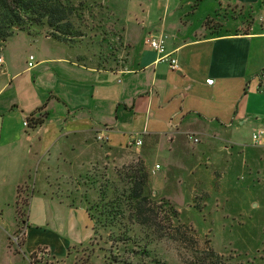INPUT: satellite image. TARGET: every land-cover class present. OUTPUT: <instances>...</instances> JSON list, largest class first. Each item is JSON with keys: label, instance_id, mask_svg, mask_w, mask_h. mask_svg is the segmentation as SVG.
<instances>
[{"label": "crops", "instance_id": "crops-1", "mask_svg": "<svg viewBox=\"0 0 264 264\" xmlns=\"http://www.w3.org/2000/svg\"><path fill=\"white\" fill-rule=\"evenodd\" d=\"M142 1L145 9L112 1L116 39L101 38L103 45L31 31L3 47L0 264H69L92 237L79 190L110 151L140 153L154 194L177 209L191 206L193 216L206 213L215 237H225L237 215L252 219L248 202L255 199L264 229V138L252 140L264 130V0ZM240 12L251 17L248 24ZM161 35L175 71L144 46L145 37ZM115 40L116 49L106 47ZM32 114L44 122L24 127ZM137 139L141 146H132ZM68 181L78 182L75 192ZM24 195L27 223L17 253L8 239L18 232L14 207ZM196 197L205 210L192 204Z\"/></svg>", "mask_w": 264, "mask_h": 264}, {"label": "trees", "instance_id": "trees-1", "mask_svg": "<svg viewBox=\"0 0 264 264\" xmlns=\"http://www.w3.org/2000/svg\"><path fill=\"white\" fill-rule=\"evenodd\" d=\"M72 6L70 0H0V51L17 32L34 30L63 41L64 36L75 37L77 33L71 31L72 26L67 21ZM239 16L244 23H249L250 16L241 12ZM26 121L28 128L34 129L42 125L44 117L32 114ZM127 168L128 172L120 177L118 184L106 180L97 185L94 178L88 176L80 195L93 223L90 243L103 242L98 248L103 252L104 264H165L156 261L142 241L145 245L162 241L176 245L181 264H243L237 257L216 253L201 242L194 229L180 221V213L174 205L166 199H156L143 161ZM18 205L27 208L29 201L16 204V213L20 215ZM133 231L138 235L131 236Z\"/></svg>", "mask_w": 264, "mask_h": 264}, {"label": "rangeland", "instance_id": "rangeland-1", "mask_svg": "<svg viewBox=\"0 0 264 264\" xmlns=\"http://www.w3.org/2000/svg\"><path fill=\"white\" fill-rule=\"evenodd\" d=\"M70 1L73 5L72 6L73 11L69 16V18L67 19V21L72 26L71 31L76 32L77 35L75 37H72V34L66 37L64 36L63 39L65 40V42H75V41L78 42L82 40L83 41L90 40L92 38H94V40L98 38L99 41L101 38L102 41L105 38L116 39L117 33L114 32L112 29V21L109 20L110 16L108 14V10L110 9L111 6L113 7V4L115 7L117 6L115 5L116 2L119 5L121 4L133 5L134 3H138L140 5V7L137 6L138 9H145V1L143 2L142 0L140 1L138 0H70ZM36 31H38V29H36ZM39 31L41 32V30ZM48 33H50V30ZM114 42H116V40L112 42L111 41L107 42L106 47H111L113 49H116ZM98 44L103 45L101 41ZM2 49L0 51V55L3 54ZM139 161H143V163L145 164L144 160L141 158V154L136 152L135 150L110 151L108 152V154H106V156H104L102 162L96 163L89 168V172H90L89 177L94 178L97 185L103 184L106 180L114 184H118L120 177H122L126 172H128L127 167L130 165H135ZM145 166L147 167L146 164ZM134 167H139V166H134ZM147 170L150 174L149 184L154 192V189L152 187V179H151L152 175L148 167ZM84 178L85 177L79 180L80 183ZM77 183L78 182L76 181L74 182L68 181V185L70 186V190H72V192H75L74 186H77L78 185ZM79 191L83 192V190H79ZM23 192L24 190L21 189L20 194H22ZM252 193L248 194L247 197H250ZM155 196L157 200L160 199V197H158L157 195ZM92 199L95 200V194H92ZM23 200H28V196L27 195L21 196V200L19 203H21V201ZM198 202L199 199L197 197L192 199V204H195V208H197V211L201 212L202 208L205 210L204 206H202V208L199 207ZM257 202L258 199L248 202V204L252 203L251 206L248 205L249 210L253 212L252 219H249L248 217H244V215H237L232 220L229 219V221L227 222L229 228L224 234L225 237L224 236L215 237L214 234H216L217 232H212V230L210 232V229L211 228L213 229V227L210 228L211 220L208 219L209 216H207L206 213H203L205 214L203 217L193 216L189 214L188 211L189 207L191 206H189L186 209H177V210L180 213V221L182 223L190 225L194 229L200 241L206 243L216 253L237 257L236 259L241 260L243 264H264V247H262V242H264V229H262L261 225H259V220H258V218H260V215L263 213V211L254 207V205ZM218 206H219L217 207L218 212L224 210L223 204L221 202L218 203ZM14 208L16 210V205ZM18 209L21 212L20 215L17 214L16 216L18 220L17 222L18 232L15 235H10L8 239L9 248L13 252H17V253H19L20 245L24 238L23 232L25 225L27 223L28 207L26 208L24 206L18 205ZM244 226L247 227L248 231L249 230L251 231L248 237L244 236L243 234L241 236V234L238 232L240 227L242 228ZM135 231L139 232L137 230ZM135 231L131 232V236L138 235ZM16 235H18L17 236L18 242L14 241V237ZM90 240L86 244L74 250L73 252L74 256L72 257L71 260H69V264H104L102 258L103 252L100 251V249L98 248L99 246L103 245V242L102 243L100 242L98 245H91ZM142 243L144 246H146L150 255L156 261L160 260L165 264H181L176 245L166 241H162L159 243H151L148 245H145L144 241H142ZM103 247L107 249L108 246H103ZM34 262L35 261H33V263Z\"/></svg>", "mask_w": 264, "mask_h": 264}, {"label": "built area", "instance_id": "built-area-1", "mask_svg": "<svg viewBox=\"0 0 264 264\" xmlns=\"http://www.w3.org/2000/svg\"><path fill=\"white\" fill-rule=\"evenodd\" d=\"M165 40L166 37L165 36H157V37H150L147 36L144 38V46L147 47L148 49L154 51L157 55H158V60L160 62H164V63H168L169 67L171 70L175 71L178 69V63L177 60L175 58L170 57V55L167 53L166 51V45H165ZM33 62H34V57L30 56L29 57V63L28 66L32 67L33 66ZM2 64H3V58L0 55V70L2 69ZM206 84L207 85H212L213 84V80L212 79H208L206 80ZM24 127H27V121L25 120L23 122ZM264 138V130H259L256 131L255 133H253L252 135V140L254 143H261V140ZM96 139L98 141H103L104 140V135L99 134L97 135ZM188 139L194 143H198V139L193 137L192 135H188ZM142 142L141 140L137 139L134 142L131 143L132 146H136L139 147L141 146ZM156 168H158V166H156ZM17 236L16 235L14 237V241H17Z\"/></svg>", "mask_w": 264, "mask_h": 264}]
</instances>
